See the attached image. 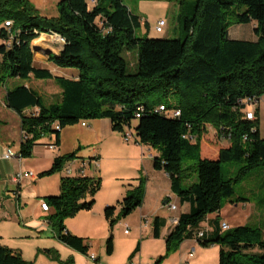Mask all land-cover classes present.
<instances>
[{
  "label": "trees",
  "instance_id": "obj_1",
  "mask_svg": "<svg viewBox=\"0 0 264 264\" xmlns=\"http://www.w3.org/2000/svg\"><path fill=\"white\" fill-rule=\"evenodd\" d=\"M179 5L182 35L159 38L138 36L143 18L125 0H60L59 14L52 18L42 16L29 0H0V82L7 73L25 81L53 79L62 89L52 103H46L31 85L8 89V107L22 118L19 155L31 157L46 137L53 138L51 143L58 147L68 126L109 118L115 131L130 129L136 142L160 153L154 159L155 167L168 173L172 191L181 202L191 204L190 211L180 215L167 237L166 253L155 264L192 238L204 247L218 245L219 264H264V221L228 230L217 223L212 233L201 231L204 234L199 236L200 224L209 214L219 212L225 201H247L235 197L234 184L264 167L258 112L254 120L246 117V101L256 98L258 103L264 95V0H181ZM250 23L257 40L230 37L233 25ZM44 33L65 40L61 51L50 52L48 58L60 69L75 71V76H56L49 68L35 65V40ZM124 50L136 54L134 71H129ZM170 95L174 101L168 104L165 100ZM160 106L181 114L158 112ZM29 108L35 110L26 112ZM208 126L229 143L208 136ZM77 153L56 157L40 177L62 172ZM230 162L244 165L235 178L227 179L222 165ZM64 175L60 193L44 198L54 210L49 219L59 241L88 254L86 238L71 233L65 221L93 209L102 180L87 174ZM144 189L141 180L122 200L106 206L104 214L111 229L108 254L114 252L115 223L142 204ZM118 206L121 213L116 216ZM154 223V236L159 237V218ZM139 250L140 244L130 258ZM45 253L59 258L53 250ZM0 264L32 263L0 243Z\"/></svg>",
  "mask_w": 264,
  "mask_h": 264
},
{
  "label": "crops",
  "instance_id": "obj_2",
  "mask_svg": "<svg viewBox=\"0 0 264 264\" xmlns=\"http://www.w3.org/2000/svg\"><path fill=\"white\" fill-rule=\"evenodd\" d=\"M131 2L136 3L133 0ZM42 35L50 36L45 33ZM54 35L58 37L57 34ZM230 37L257 40L254 24L233 25L230 28ZM42 39L43 37L40 36L35 41ZM46 41L48 46L56 43L48 39ZM41 44L44 45L43 41ZM41 44L39 46H42ZM57 47H60V52L62 45L58 44ZM51 49L39 47L35 51V65L49 68L56 76H75L77 74L75 71L60 69L49 61L48 52L52 51ZM18 84L31 85L34 88L38 86L37 90L40 89V85H45L48 94L52 96L47 103L58 100L62 92L53 79L37 80L31 77L26 82L17 77H9L0 82V243L20 252L22 257L32 264H58V259L71 261L73 264H128V262L130 264L132 261L137 264H155L157 259L166 253V240L174 227L170 217H180L182 213H187L191 209L190 203L181 202L172 191L168 173L155 167L154 159L160 153L149 145L136 142L135 137L126 141L124 133L113 129L109 118H101L86 121L85 126L78 123L63 129L60 145L54 150L48 146L54 139L46 137L34 147L31 157L5 159L2 155L7 147L13 148L17 153L21 149L22 118L8 107L6 101L8 89ZM254 108L247 106V110ZM34 110L35 108H29L26 112ZM256 112H258L261 132V126L264 124V95L257 103ZM209 127L211 126H208V129ZM213 133L216 136H210ZM207 134L212 139H218L222 144L229 143L228 138L217 135V130ZM76 151L78 153L73 161L74 166L79 167L83 162L88 163L91 159H97L98 167L94 162L87 164V175L102 180V187L96 194L93 209L80 211L76 216L65 221L71 233L86 238L90 246L88 254L76 251L58 240L49 219L54 210L50 207L49 211H45L41 206L46 196L59 194L57 190L61 182L58 183L57 178L53 177L41 178L40 174L52 167L56 157ZM21 171H32L35 176L26 177L21 183H17L14 176ZM59 174L62 180L65 175L63 172ZM252 175H255L253 188L256 190L247 188L245 195L237 196L246 198L247 201L227 200L219 212L207 216L200 224L199 232L212 233L217 223L219 226L226 223L229 228H234L255 220L264 221V190L262 189L264 167L253 170ZM141 180L145 183L142 204L130 215L119 220L120 225L131 226V231L126 233V229L125 234L132 236L126 240L124 246H117L115 239L114 252L111 255L104 248L102 256L96 255L95 263L90 262L89 255L95 254L97 244L101 242L106 244L111 234L109 222L104 214L106 206L122 200L128 191L140 184ZM42 183L46 185L44 193L40 187ZM172 203L177 205L175 211L170 209ZM120 213L121 206H118L115 214L119 216ZM155 218H159V237L154 236ZM138 244L140 250L130 258ZM118 249L121 253L120 258H117ZM40 250H53L59 258L53 259L48 254L45 256L39 253ZM193 250L194 254L190 255ZM219 261L218 245L204 247L196 238H192L184 241L178 250L167 256L160 264H219Z\"/></svg>",
  "mask_w": 264,
  "mask_h": 264
},
{
  "label": "rangeland",
  "instance_id": "obj_3",
  "mask_svg": "<svg viewBox=\"0 0 264 264\" xmlns=\"http://www.w3.org/2000/svg\"><path fill=\"white\" fill-rule=\"evenodd\" d=\"M29 1L32 4H34V6L39 10V12L42 16L52 18V17H57L59 14L58 3L60 0H29ZM131 1L132 0H125V3L128 6H130V8H132L136 13L141 15V17L143 18L142 28L140 29V27H139L137 29L138 36L148 34L152 37H159V38H179L182 35V24H181L180 20L178 19V15L180 12L179 3L181 0H133V1H136V3L135 2L132 3ZM161 19L166 20V22L168 24L165 26L163 32H157L155 28H156L158 21ZM1 27H2V25H0V29H1ZM141 31L142 32L144 31V32L142 33ZM42 37H43L42 41H43L44 45L39 46L40 48H52L51 49L52 51L59 52L60 47H57V45L61 44L63 46V42L61 41V38L55 36L54 34H50V36L41 35V38ZM47 39L56 42L52 45V46H56V47L48 46L47 41H46ZM123 54L129 60V63H130L129 71H134V69H136V68H134L135 63H136V54L134 52L128 53L125 50H124ZM5 74H6L7 78H9V75L7 73H5ZM37 87L38 86H36V88ZM39 87H40V89H43V90H40V89H38V90L40 91V93L43 97V100L47 103L48 101H50L49 99H51L52 96L48 94V88L45 85H40ZM57 88H60V87H57ZM54 89H56V88H54ZM165 101H166V103L170 104L174 101V97L172 95H170ZM248 106L253 107V108L255 107L254 110L256 111L257 104L248 105ZM215 130H216L215 128L209 127V129H207V133L215 132ZM261 132L264 135V124L261 126ZM210 136H216V134L213 133ZM243 165H244L243 162L224 163L222 165L223 176L227 179L235 178L238 175L239 168L242 167ZM62 172L65 173L64 170ZM59 173L60 172H57V173H54L51 175H44L41 178H44V177H46V178L47 177H49V178L53 177L55 179L57 178L58 183H60L61 177H60ZM253 176H255V175H252V173L251 174L249 173L248 176L243 181L236 182L234 184L235 191H236L235 197H237L238 195H243V194L245 195L247 188L256 190L255 188H253ZM40 187L42 189V192L44 193L45 189H46V185L44 183H42L40 185ZM262 189L264 190V187H262ZM57 191H58V193H60V191H61L60 185H59V188ZM226 202L227 201H225L224 204ZM70 218H73V217H70ZM73 220H76V219H73ZM109 226H110V224H109ZM126 229L130 232L131 226L130 225L127 226L125 224L120 225L119 221L115 223V225L113 227V231H115V232H113V234L115 235L114 236V242L116 239L117 246H124L126 244V240L132 236V235L127 236L125 234ZM105 246H106V244L103 242L97 244V247L95 248V255H97L98 257H99V255L102 256L103 249L104 248L106 249ZM118 252H119V249H118ZM39 253H42L45 256H47V253H45L44 250H40ZM120 255H121V253L119 252L117 254V258H120ZM57 261H58V264H73L71 261L68 262L67 260L66 261H60L58 259ZM90 262L95 263V261L91 260V259H90ZM128 264H129V262H128Z\"/></svg>",
  "mask_w": 264,
  "mask_h": 264
},
{
  "label": "built area",
  "instance_id": "obj_4",
  "mask_svg": "<svg viewBox=\"0 0 264 264\" xmlns=\"http://www.w3.org/2000/svg\"><path fill=\"white\" fill-rule=\"evenodd\" d=\"M10 24H11V21H7L6 22V25L7 26H10ZM167 25V22H166V20H164V19H161V20H159L158 21V23H157V25H156V31L157 32H163L164 31V28H165V26ZM61 38V41L63 42V44L65 43V40L62 38V37H60ZM246 104H247V106L248 105H253V104H257V99L256 98H249L247 101H246ZM157 111L158 112H167V113H171V115H173V116H180V114H181V112L179 111V110H167L166 108H161V106L157 109ZM139 116V115H138ZM246 117L248 118V119H251V120H254V119H256L257 118V116H256V111L255 110H246ZM86 124H84V126H85ZM57 129H60V127L59 126H57ZM24 134V133H23ZM135 136H134V133H133V131H126L125 133H124V138H125V140L126 141H129L130 139H132V138H134ZM22 140H23V137H22ZM48 146L51 148V149H56L57 148V146L54 144V143H49L48 144ZM2 157L3 158H5V159H12V158H15V157H18V158H21V156L19 155V153H17L15 150H13V148H11V147H7L6 149H5V151L3 152V155H2ZM73 161H74V159H72V160H69L67 163H66V165H65V167H64V172H65V174L67 175V176H85L86 174H87V170H86V168H87V164L89 163H92V162H94L95 163V165L98 167L99 166V162H98V160L97 159H91V160H89L88 161V163L87 162H83V164L81 165V166H79V167H75L74 166V164H73ZM35 176V173L34 172H32V171H21V172H19V173H17L15 176H14V180L17 182V183H21L23 180H24V178H26V177H34ZM41 206H42V208H43V210H45V211H49L50 210V205L47 203V202H45V201H42L41 202ZM170 209L172 210V211H175L176 209H177V205L176 204H174V203H172V204H170ZM170 222H171V224L174 226V225H176V224H178V222H179V217L178 216H171L170 217ZM226 225H228V224H226V223H223L222 224V228H223V226H226ZM129 231L128 230H126V233H128ZM203 232H200V234H199V236H203ZM194 254V250L191 252V254L190 255H193ZM89 257H90V259H92V260H96V255L95 254H90L89 255ZM130 264H137V263H135L134 261H132V262H130Z\"/></svg>",
  "mask_w": 264,
  "mask_h": 264
},
{
  "label": "bare ground",
  "instance_id": "obj_5",
  "mask_svg": "<svg viewBox=\"0 0 264 264\" xmlns=\"http://www.w3.org/2000/svg\"><path fill=\"white\" fill-rule=\"evenodd\" d=\"M41 42H42V41L37 40V41H36V45L39 46V45L41 44ZM41 45H43V44H41ZM161 108H165V107H164V106H161ZM82 124H83V125L86 124V121H85V122H82ZM228 228H229V226L226 225V226H223L222 229L227 230Z\"/></svg>",
  "mask_w": 264,
  "mask_h": 264
},
{
  "label": "water",
  "instance_id": "obj_6",
  "mask_svg": "<svg viewBox=\"0 0 264 264\" xmlns=\"http://www.w3.org/2000/svg\"><path fill=\"white\" fill-rule=\"evenodd\" d=\"M58 37H61V36L58 35ZM38 48H39L38 46H34V50H37ZM50 52H52V51H49L48 54H49Z\"/></svg>",
  "mask_w": 264,
  "mask_h": 264
}]
</instances>
